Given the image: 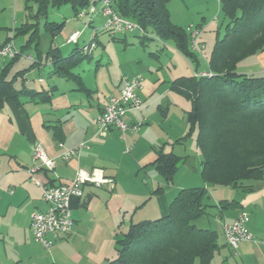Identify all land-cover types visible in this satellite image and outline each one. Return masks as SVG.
<instances>
[{"label":"crops","instance_id":"crops-1","mask_svg":"<svg viewBox=\"0 0 264 264\" xmlns=\"http://www.w3.org/2000/svg\"><path fill=\"white\" fill-rule=\"evenodd\" d=\"M72 13L59 22L41 18L37 41L26 45L30 33L18 34L26 37L18 46L21 55L13 61L0 57V79L12 82L17 91L15 98L7 95L0 104V264H105L116 253L119 235L131 223L166 216L170 202L182 188L203 182L202 157L196 155L193 163L187 150L190 145L198 149L197 129L187 121L191 101L173 84L179 77L193 74L184 75L183 68L171 61L174 56H184L192 69L198 70L199 57L193 62L173 45L172 55L160 62L157 53H130L125 38L98 37L104 32L100 29L95 32L96 45L91 52L71 66L68 74L62 73L54 63L55 54L68 57L90 34L85 25L78 26L84 18ZM4 14L0 46L8 38L14 40L18 23L28 21L25 0H0V15ZM46 21L57 26L46 29ZM91 23L85 24L90 27ZM73 30L81 31L76 44L65 41ZM237 71L264 75V50L241 60ZM136 75L143 78L138 91L142 106L126 112L124 119L138 123L139 128L121 135L111 127L104 135L98 134L94 116L110 96L118 94L123 76ZM81 142H86L87 148L78 157L69 161L59 157L63 149ZM36 143L55 161L52 170L35 173L42 185L69 182L78 167L101 168L114 181L110 188L85 185L81 196L70 198L72 231L49 250L33 239L28 226L32 212L47 208L42 186L35 184L27 171L33 165ZM126 147L130 149L125 151ZM160 151L180 158L170 183L156 167ZM213 189L211 205L217 216L210 225L218 232L220 248L209 264H264V176L252 182V190L231 186ZM223 199L235 204L220 205ZM242 211L249 214L246 227L252 238L240 241L233 249L225 241L222 225Z\"/></svg>","mask_w":264,"mask_h":264},{"label":"trees","instance_id":"trees-1","mask_svg":"<svg viewBox=\"0 0 264 264\" xmlns=\"http://www.w3.org/2000/svg\"><path fill=\"white\" fill-rule=\"evenodd\" d=\"M168 1L114 0L113 6L146 32L172 38L177 49L196 61L188 31L170 19ZM32 3L36 7L33 13ZM65 4L76 16L88 7L89 0H25L31 21L16 27L14 36L30 33L26 45L37 41L40 19L46 18L50 8ZM219 6L229 19L207 58L212 75L179 77L173 84L191 101L187 121L197 129L201 179L211 185L252 190V182L264 176V75L239 73L237 65L264 50V0H219ZM54 25L44 24L52 30ZM82 56L87 55L78 49L66 58L56 53L53 59L57 69L68 74ZM16 93L12 82L0 79V104L3 97L15 98ZM179 161L173 153L159 152L156 167L167 183L172 181ZM207 198L204 186L182 188L170 202L166 216L131 223L119 235L116 253L105 264H209L220 248L218 232L195 224L207 212ZM233 204L220 200L225 207Z\"/></svg>","mask_w":264,"mask_h":264},{"label":"built area","instance_id":"built-area-1","mask_svg":"<svg viewBox=\"0 0 264 264\" xmlns=\"http://www.w3.org/2000/svg\"><path fill=\"white\" fill-rule=\"evenodd\" d=\"M114 0H90L86 9H82L77 13V17L87 19V23H91L96 15L103 18L102 30L113 33H126L137 30L142 35H148L146 31L136 22L120 15L114 10ZM203 27H190L188 29L189 48L195 54L204 57V42L201 41V33ZM80 30H73L65 39L67 43L76 44L80 36ZM95 31L90 34L87 42L79 49L82 54H89L95 47ZM20 49L17 48L12 40L5 41L0 46V57L11 59L19 55ZM207 62V58L204 57ZM193 75L211 76L212 72L207 68L205 70H193ZM42 80V79H40ZM143 78L140 75L133 77L123 76L121 78L120 89L118 94L108 98L103 110L93 118L98 134L104 135L105 132L115 127L123 135L129 130L134 132L139 128L138 123H129L124 119V114L130 110L139 109L142 106V100L138 91L142 88ZM87 148L86 142L63 149L59 153V157L63 161L79 156L81 150ZM130 147H126L128 151ZM33 165L28 168V173L32 181L42 186V200L46 202L47 208L44 211H34L31 213L29 229L33 235V239L38 241L45 249H50L54 243L61 237L68 235L73 228V219L69 211V201L72 196L79 197L83 194L85 185L113 186V178L107 176L104 170L94 167L86 170L78 167L75 170L73 178L66 183L60 185H42L36 178L35 173L39 170H52L55 167V161L49 158L41 144L36 143L32 149ZM249 220V214L242 211L232 222H224L222 225L225 241L236 249L242 240H250L251 233L246 227Z\"/></svg>","mask_w":264,"mask_h":264},{"label":"rangeland","instance_id":"rangeland-1","mask_svg":"<svg viewBox=\"0 0 264 264\" xmlns=\"http://www.w3.org/2000/svg\"><path fill=\"white\" fill-rule=\"evenodd\" d=\"M167 8L169 10L171 21L174 24L176 25L178 24V26L183 27L187 31L190 27H203V31L201 33V39L203 40L204 46H205V49L203 52H204V57L208 58L211 52L212 46L214 44V41L216 40V38H221L223 36L226 24L229 19L223 14L219 6V0H169L167 3ZM35 9H36L35 4L32 3L31 13L35 12ZM72 15H73L72 9H70V6L68 4H65L60 7L50 8L46 19L48 21L56 20L59 22L63 20L62 17L69 18ZM27 20L31 21V19L29 20V16L27 17ZM79 20H81V22L78 23V26L84 27L85 25L88 28L90 34L93 33L94 31L100 32L102 30L103 18L98 15H96L93 18V21L90 24V27H88V24H85L87 23L86 18L79 19ZM42 21H44V19ZM3 22H6L5 14L0 15V24H2ZM65 23L67 26L70 25V23H68L67 20L65 21ZM19 25L20 23L17 24V26ZM7 26L8 25L5 24L4 27H7ZM2 30L3 32L6 31L5 29H2ZM146 33L148 34L146 35L148 37H143L145 35H142L137 30L132 31V32H126L125 35L124 33L110 34L109 32L104 31L103 33L102 32L98 33L99 34L98 37L102 36L103 34H106L110 36L112 40H113L112 35H114L117 38H125V41L130 46L128 50L130 51V53L139 52L147 56H150L151 52L157 53L159 55L158 58L160 62H163L164 59L165 61H167L168 59L167 57L172 55L171 47L173 45L175 46L174 40L170 37H162V36L156 35V33L152 32L151 30H147ZM90 34L88 35L86 40L83 42V44L88 41ZM60 35L56 36L59 41H60ZM83 36L85 37L86 34L84 33ZM25 38L26 37L24 36L22 37L21 35H19V36H16L14 40L13 39L12 40L15 46L19 48L18 47L19 44L25 41L23 40ZM120 42H123V41L121 40ZM196 56H198L200 59V64H198L197 66L198 70L206 71L208 67H207V62L205 61L204 57H202L200 54H196ZM154 58L155 57L153 56V59ZM171 61L173 62V64L175 63L178 66H181L183 68L182 72L184 75L193 74V69L190 63L188 62V60L184 56H181V58L179 59L177 56H174V58ZM169 66L171 67L170 64ZM187 150L191 154V160H192L191 162L194 163L197 157L196 155H198L199 159L201 158L200 151L197 148L195 149V146H192V145H190L189 147L187 146ZM203 183L208 185V190L207 189L206 190L209 195V198H207V200L205 199V202L209 204V206L207 207L206 214L198 218L195 221V224L198 227H202V228L203 227L213 228V225L211 227L210 222L214 221L215 217L217 216V212L213 206H210L212 204V196L210 192L214 191L213 188L218 187V188L223 189L224 187L218 186V185L207 184L204 181L199 186L200 187L205 186ZM214 227H216V224Z\"/></svg>","mask_w":264,"mask_h":264}]
</instances>
